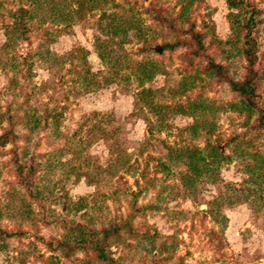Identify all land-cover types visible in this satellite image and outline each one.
Here are the masks:
<instances>
[{
  "label": "rangeland",
  "instance_id": "374dc122",
  "mask_svg": "<svg viewBox=\"0 0 264 264\" xmlns=\"http://www.w3.org/2000/svg\"><path fill=\"white\" fill-rule=\"evenodd\" d=\"M0 230V264H264V0H0Z\"/></svg>",
  "mask_w": 264,
  "mask_h": 264
},
{
  "label": "trees",
  "instance_id": "16d2710c",
  "mask_svg": "<svg viewBox=\"0 0 264 264\" xmlns=\"http://www.w3.org/2000/svg\"><path fill=\"white\" fill-rule=\"evenodd\" d=\"M82 1H85V0H81ZM244 53L246 54V57H247V60L251 66V63L253 62V57H252V53L251 51L249 50V48H244ZM213 67L215 68H218L219 65L218 64H213ZM252 68H250L251 70ZM152 72L148 70V72H145L146 75H150ZM252 78H249V79H246V80H231L230 81V84L232 86V88L236 91H238L241 95H244L245 98L248 100V101H251V93H252V87L251 85L253 84L251 80ZM143 91V90H141ZM145 91H148L150 92L149 90H145ZM203 98V97H202ZM202 98H199V99H202ZM194 106V110L198 109L197 111H201L203 112L204 110H207L205 107L207 106V104H204L202 101L199 100V102H193L192 104H190V107L191 106ZM192 114H194L195 111L192 110ZM199 123H202V122H193L190 127H192L194 130H193V134H194V131H196L195 129L198 127V124ZM183 149L186 151H188L190 153L189 155V160H188V165L192 164V163H195L197 162L200 158L203 159L202 156H198L197 153L199 151L198 147L195 146V145H192V146H183ZM218 155H222L220 153H217ZM195 167V166H194ZM1 232V230H0ZM100 255H102L103 259L107 262H110L112 264H118L115 262V260L113 258H111L110 256H108L106 253H103V252H100Z\"/></svg>",
  "mask_w": 264,
  "mask_h": 264
},
{
  "label": "water",
  "instance_id": "95a60500",
  "mask_svg": "<svg viewBox=\"0 0 264 264\" xmlns=\"http://www.w3.org/2000/svg\"><path fill=\"white\" fill-rule=\"evenodd\" d=\"M95 12H96V13H99V10L96 9ZM151 47H152L155 51H157V52H161V51H162V46H161V44H159V43H157V44H155L154 46H151ZM135 173H136V166L133 165V166L130 168V176H134Z\"/></svg>",
  "mask_w": 264,
  "mask_h": 264
}]
</instances>
